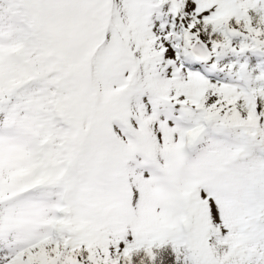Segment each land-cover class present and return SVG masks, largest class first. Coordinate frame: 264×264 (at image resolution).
<instances>
[{
	"label": "snow or ice",
	"instance_id": "6c2138e0",
	"mask_svg": "<svg viewBox=\"0 0 264 264\" xmlns=\"http://www.w3.org/2000/svg\"><path fill=\"white\" fill-rule=\"evenodd\" d=\"M0 264H264V0H0Z\"/></svg>",
	"mask_w": 264,
	"mask_h": 264
}]
</instances>
